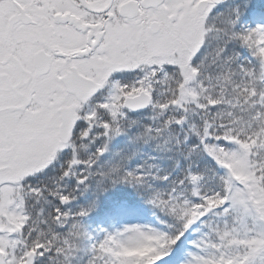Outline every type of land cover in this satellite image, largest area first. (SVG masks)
Instances as JSON below:
<instances>
[{"label":"snow or ice","instance_id":"obj_1","mask_svg":"<svg viewBox=\"0 0 264 264\" xmlns=\"http://www.w3.org/2000/svg\"><path fill=\"white\" fill-rule=\"evenodd\" d=\"M0 264H264V0H0Z\"/></svg>","mask_w":264,"mask_h":264},{"label":"rangeland","instance_id":"obj_2","mask_svg":"<svg viewBox=\"0 0 264 264\" xmlns=\"http://www.w3.org/2000/svg\"><path fill=\"white\" fill-rule=\"evenodd\" d=\"M195 236H196V233L193 232V233L191 234V236H189V239H193V238H195ZM185 247H188V245H185Z\"/></svg>","mask_w":264,"mask_h":264}]
</instances>
